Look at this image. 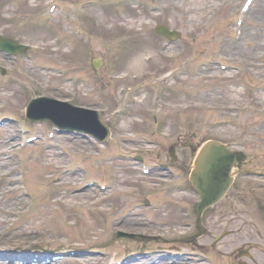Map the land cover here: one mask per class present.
<instances>
[{
    "label": "rangeland",
    "instance_id": "rangeland-1",
    "mask_svg": "<svg viewBox=\"0 0 264 264\" xmlns=\"http://www.w3.org/2000/svg\"><path fill=\"white\" fill-rule=\"evenodd\" d=\"M74 1L60 2L68 6ZM244 1L140 0L131 8L89 13V31L83 20L71 15L55 16L49 28L36 26L49 0H0V37L20 38L35 47L28 51L33 58L27 60L26 73L16 69L3 73L0 64V264H14L19 257L40 251L49 255L47 249L74 247L81 257L68 256L58 264H148L155 258L160 264H264V203L250 195L257 185L252 178V182L241 181L236 189L249 196L247 206L236 202V216H232L221 209L225 206L215 205L213 214L203 217L204 235L192 240L188 226L198 221L194 210L198 196L165 191L161 203L157 202L145 188L152 179L133 167L119 174L114 161L99 159L97 165L91 153H78L81 165L73 172L74 164L64 153L73 140L67 142L59 135L51 141L46 131L52 124L29 120L24 114L28 102L42 92L67 100L79 97L85 105L107 107L111 113L133 85L142 83L153 93L165 73L175 67L180 72L186 65L189 73L171 84L163 117L157 121L152 117L151 94L136 98L133 117H124L120 124L125 130L113 131L108 140L114 144L115 137L128 138L136 131L150 137V125L167 133V137L156 133L151 137L167 148L180 135L188 151L211 136L226 142L239 139L244 143H234L232 148L245 153L243 164L263 166L264 0H254L246 11ZM159 25L177 32L173 45L165 47L167 36L156 31ZM78 29L84 34L78 35ZM2 57L6 64H15L4 50ZM95 58L101 60L97 70L92 63ZM207 60L212 64H205L207 69L198 66L200 74L190 71ZM57 67L65 73L60 74ZM239 104L258 112L238 110ZM214 105H224L225 110H215ZM224 116L231 117L218 122ZM192 132L197 137L188 139ZM30 135L41 139L25 150L13 148ZM59 144V150L54 149ZM92 144L95 155H100L95 147L99 144ZM101 148L102 155L115 151L113 145ZM153 149L164 158V148ZM154 151L150 161L156 159ZM192 159L193 155L188 161ZM183 176L189 177L188 170ZM89 181L97 183L89 188ZM144 199L159 203L158 210L134 208L135 202ZM190 211L193 215H188ZM117 230L134 236L113 242ZM226 230L227 235L214 241Z\"/></svg>",
    "mask_w": 264,
    "mask_h": 264
},
{
    "label": "bare ground",
    "instance_id": "bare-ground-1",
    "mask_svg": "<svg viewBox=\"0 0 264 264\" xmlns=\"http://www.w3.org/2000/svg\"><path fill=\"white\" fill-rule=\"evenodd\" d=\"M107 0H81V1H74L73 2V8L71 11H67L66 14H71L73 11H78L81 9H84L83 12L81 14H76V15H84L83 17L81 16H76L75 14H72V16L79 21V19L83 20V23L86 24V26H89V22L85 21L87 15L90 13L91 15L97 14V10L99 9H105L107 6H103L104 3ZM111 2H113L114 0H110ZM118 2H121V0H118ZM128 2L131 4V0H128ZM54 3H57V0H54ZM118 7H120L119 3H115ZM129 4V5H130ZM126 5V6H129ZM113 8V7H110ZM110 8H106L108 10H105L106 12H109ZM123 8V7H121ZM55 14L58 12V15L62 12L59 10H54ZM49 13V12H48ZM70 16V15H68ZM67 16V17H68ZM54 16H51L48 19H52ZM93 17V16H91ZM46 20L47 22L45 23V25H47V27L49 28L53 21L51 20ZM84 24V26H85ZM81 30V31H80ZM79 32H81L80 34H84V31L82 29H78L77 33L79 35ZM66 40V37L64 38V41ZM5 43L7 44H14V41L11 40L10 38L5 39ZM21 49H23V47H19V49H16V51H21ZM9 55V51H6ZM12 53L16 54V56L11 55L9 58L11 59V62H15V64H13L14 66L16 65V62L18 59H21V52H19L18 54L15 52V49L11 51ZM37 53V52H36ZM13 58V59H12ZM2 60L4 59L3 57L1 58ZM93 63V67L96 69L100 68V64H101V60H98L97 58H95V62ZM6 64V62L4 63ZM9 66V65H6ZM3 68V66H2ZM16 70L19 71V68H15ZM61 67H59V73L61 74L62 72ZM6 74H8L4 68L2 69ZM12 72V71H10ZM173 81V79H172ZM5 89V88H3ZM127 90V89H126ZM125 90V91H126ZM50 91V90H49ZM152 94L151 90L144 88L141 93L136 97L135 94L132 93V100L129 103L128 107L130 108V112L128 115H132L133 117V112L131 107H133V105H135L136 102H134L136 100V98H141L144 97L146 99L147 95ZM42 95V94H41ZM40 95V96H41ZM36 96V95H35ZM38 96V98L40 97ZM127 95H125L123 98H125ZM45 98H43L42 100H38L36 99L35 104H31L30 107H32V109H36L38 111H42L44 112V109L46 110L47 113H49L51 115V117H38L42 120H46L48 123H52L53 127L56 129H60L61 133L63 136H65V138H67V142H69V140H73L74 143H68V147L66 148V152H64L66 155H68V157L70 158L71 156V160L73 161V164L71 166V168L74 167L73 172H77L78 171V167L81 165V163L78 161L82 155H78L79 154H87V153H91L92 154V158H94V163H96L97 165H99L98 160L99 159H103V161H106L107 159H105L106 155H95V151L93 150V144L91 145L90 143V138L91 140L93 139L94 141H97L98 135H95L94 133L97 131V129L102 130L103 132H106L107 136H103L101 138V141H107L108 139H110V133L107 131V128H112L113 124L116 125V129L119 131L120 129H122L120 126V124H122L125 120H123V118H120V116L116 117V118H112L111 114L109 113V111L107 110L108 108H104V107H98L95 108L93 105H88V104H84L81 100L79 101V97L75 98L73 100H67L65 98H56L53 95H51L50 92L46 93ZM141 100V99H140ZM121 102H124L123 99L121 100ZM134 102V103H133ZM138 102V101H137ZM101 104V103H100ZM126 104V103H125ZM159 105V106H158ZM157 106V110H159L161 108L160 104H158ZM97 110H101L103 113L99 114ZM29 110V113H28ZM104 110V111H103ZM116 111H118V109H116ZM25 117H27L28 115L31 117H36V116H41V113L38 112L36 115L30 113V109L29 106L25 109ZM120 115V114H119ZM104 119V125H102V119ZM109 117V118H108ZM163 117V115L161 116ZM39 119V120H40ZM19 123L24 124V122H22V120H18ZM143 123V122H142ZM22 128L24 130L27 131V127L26 126H22ZM152 128V125L149 126V129ZM122 130H125V128L123 127ZM47 132V131H46ZM139 132V131H138ZM137 131L136 132H130L128 134V138L127 137H123L120 138V140L117 142L119 149L123 154L128 155L130 153L126 152V146L129 148H133V149H139L137 147L134 146H139L142 148H149V147H145L144 144H141L138 142V139L141 138L143 135L139 134ZM54 133V131L52 132ZM132 139H135L136 141H133ZM153 140V139H151ZM126 145H124L122 142ZM82 143V147L80 146ZM24 145V150L29 146V145H33V139H25V141L22 143ZM70 144V145H69ZM61 146V144H59V147ZM159 147V148H163L162 147V143H160V141L156 140V144L152 145V147ZM215 148H218V150H220V142L218 140H214L213 142H204V144L202 145V149L196 150L195 154L193 155V159L189 162V167L187 168L188 170V176H189V181L195 183V181L201 182L203 185H207L209 182H213L216 179H218L219 181H222L223 175H224V167L221 168V170L217 171L218 168H220L222 166V160L224 159L223 157H220V153H224L221 150L220 151H213L215 150ZM87 150V152H86ZM104 150V149H102ZM159 150V149H158ZM169 151V149H168ZM100 152V150H98V153ZM113 153H115L114 151H112ZM160 152V151H159ZM213 152V154H212ZM94 155V156H93ZM131 155V160L133 157L135 158H140V154L139 153H132ZM76 158V159H74ZM230 158L231 161L236 164L237 166L239 165V158L238 159L234 156H232L230 154ZM189 158H187L188 160ZM237 159V160H236ZM120 159V156L118 153L115 154V158H114V162H117V164L119 165L118 169H120V173H125L127 171V169L130 168L129 165H132V167H136L137 164L134 163V161L132 160V162L130 161L129 163L125 162V160ZM193 162V163H192ZM108 163V161H107ZM180 163V162H178ZM166 165H170L172 166L174 169H176V167H174L172 164L169 163H163ZM188 164V163H187ZM91 166V165H89ZM228 168V166H227ZM11 169V168H9ZM161 170V169H160ZM235 167L233 166V168L230 169L229 173H234ZM161 171H165L168 173L167 170H161ZM12 172L14 173L15 171L12 170ZM75 175V173L73 174ZM170 177H166L163 180L166 181L167 179H169ZM181 178H177L173 183V185L170 187L169 190H173L175 187H177L178 189V185H179V181ZM226 179V176H225ZM162 180V179H160ZM243 180L239 179V181ZM150 181V180H149ZM232 182L235 181L234 179H231ZM91 182V181H89ZM87 182V185L88 183ZM208 182V183H207ZM164 185H166V182H164ZM114 186V185H113ZM128 186L130 187V184H128ZM153 194V196H151L152 199H156L157 202L161 201V198L163 197V195L161 194V192L159 193H151ZM170 194L175 195L174 191H170ZM184 196H186V192H183ZM188 195V194H187ZM220 194L216 195L219 196ZM161 203V202H160ZM193 215V214H192ZM120 235V234H119ZM123 238L122 236H117L115 237V241L119 240ZM37 253V252H36ZM75 257H81V254L76 250L75 251ZM31 256L28 257H24L23 260L25 261V264H58V262L56 261H48V262H44L45 259H39L36 256H34V259H32ZM44 262V263H43ZM14 264H19V261L16 259V261L14 260L13 262ZM149 263V262H148Z\"/></svg>",
    "mask_w": 264,
    "mask_h": 264
},
{
    "label": "water",
    "instance_id": "water-1",
    "mask_svg": "<svg viewBox=\"0 0 264 264\" xmlns=\"http://www.w3.org/2000/svg\"><path fill=\"white\" fill-rule=\"evenodd\" d=\"M167 33H170V32H167ZM220 150L222 152H224L222 150V147L221 146H220ZM220 150H218V148H215V150H213V151H216L217 152V151H220ZM212 154H213V152H212ZM220 154L222 156H225V152L224 153H220ZM222 162H223L222 163V166L217 169V171H219V170H221L222 167H224V176L222 178V181H219L218 179H216L213 182H209V183L207 182L208 183L207 185H203L202 184L201 191L203 192V195L204 196L205 195L207 196V199L208 200L211 199L212 196H214L216 193H218L222 189L223 185L226 183V181L228 179V168H229V166H230L231 163L228 162L225 158L222 160ZM227 166H228V168H227ZM225 176H226V179H225Z\"/></svg>",
    "mask_w": 264,
    "mask_h": 264
}]
</instances>
